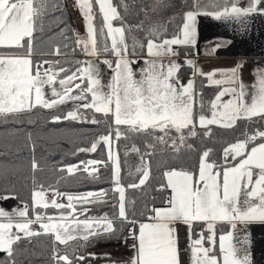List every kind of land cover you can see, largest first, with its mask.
Wrapping results in <instances>:
<instances>
[{
	"label": "snow or ice",
	"instance_id": "1",
	"mask_svg": "<svg viewBox=\"0 0 264 264\" xmlns=\"http://www.w3.org/2000/svg\"><path fill=\"white\" fill-rule=\"evenodd\" d=\"M72 6L85 22V35L65 19V0H0V122L19 120L36 109L59 110L50 117L52 122L100 124L95 114H101L106 133L78 151L94 153L103 146L106 159L81 161L58 171L69 176L81 171L95 180L101 167H111L113 214L89 215L88 205L108 202V189L62 192L59 181L46 185L37 180L36 172L43 169L33 157L31 204L22 201V207L11 210L0 207V252L6 257L0 264H16V246L39 236L51 237L53 264H86L97 258L86 249L100 240H120L125 245L132 241V252L123 264H181L179 224L188 230L189 264H253L248 226L264 225V66L253 70V81L247 84L242 78L243 61L205 72L188 54H198V17L235 23L247 31L254 16L264 17V0H192L171 33L167 26L175 17L153 18L170 6L168 0H72ZM132 7L143 16L135 24L126 19ZM136 33H143V40ZM45 41L47 50L38 48ZM230 43L217 41L211 51ZM181 49L183 62L173 59ZM77 53L85 59H61ZM102 54L112 56L102 61L112 73L107 84L98 62L87 59ZM184 66L192 70L186 82L180 76ZM197 77L204 81L200 89ZM204 87L217 89L207 101ZM68 102H74L73 107L63 110ZM88 111L93 115L88 116ZM240 125V135L224 143L215 158L214 148L205 143L214 138L213 126L236 130ZM135 136L143 139L142 147L126 146L124 154L136 153L140 163L135 167L136 179L125 185L116 142ZM197 139L200 145L189 142ZM158 146L173 161L191 153L197 159L194 165L180 163L160 170L154 190L169 194L161 206L152 198V206L145 203L137 211L126 191L144 192L155 179L152 157ZM15 198L14 190L0 192V200ZM50 207L57 212L49 214ZM218 225L223 226L219 236ZM237 229L245 233L239 246L233 243Z\"/></svg>",
	"mask_w": 264,
	"mask_h": 264
},
{
	"label": "trees",
	"instance_id": "2",
	"mask_svg": "<svg viewBox=\"0 0 264 264\" xmlns=\"http://www.w3.org/2000/svg\"><path fill=\"white\" fill-rule=\"evenodd\" d=\"M113 2L118 3V0H113ZM168 2L170 6L167 9L155 13L153 18L159 19L162 17H175L173 22L167 26L168 32L171 33L172 31H174L176 25L180 22V13L186 10V7L191 4L192 0H168ZM138 11L139 9L136 7H132L129 9L126 18L127 23L135 24L140 19H143L142 15H137ZM65 19L69 22L71 28L79 31V29L71 23L68 8L65 13ZM97 19L99 21V17ZM116 23L117 22L114 21V24ZM136 35L139 39L143 40V33H136ZM60 40L61 38L59 36L54 38V42L58 43L60 42ZM48 47L49 43L47 41H45V43L43 44H38V48L41 49L47 50ZM184 51V49L180 50V56H184ZM189 52L192 53L191 51ZM98 57H106L107 59H112L111 55L102 54ZM61 59L72 60L83 58L82 54L77 53L75 57L69 55L67 57H61ZM189 71V67H182L180 73L181 78L187 75ZM202 82L204 81L200 80V78L198 77L196 78L197 89H200ZM207 88L208 87L203 88V93L206 101L212 97L211 91ZM73 103L74 102H68L67 104L61 106V108L63 110L71 109L73 107ZM56 111L59 110L36 109L31 114H25L21 116L19 120L0 122V135L6 132H10V130L15 131V133L9 135V137L13 138L14 141L10 143L0 142V163L16 164L23 160L25 166L24 185H20L18 183L14 184L13 181H11L10 183L8 180L7 183L0 181V192H2L4 189H8L9 191L14 190L18 196V198L16 199L21 204L22 201L31 204V162L33 157L43 169H47L50 164H53V162L57 160L61 161L60 167H64L74 164L79 165L81 161H87L91 159H106V152L103 150V146L98 147L97 151L94 153L78 151V149L81 147H89L90 143L100 134L106 133L107 128L105 123L103 122L105 118L101 114H95V118L101 120L100 124H90L86 122L80 123L68 120L61 122H52L50 117L54 115ZM86 114L88 116H92L93 112L88 111ZM29 115L31 117L30 119ZM52 129L53 131L51 132ZM213 130L215 134L214 138L209 141H205V143L208 146L214 148L215 158H219L220 149L223 144L232 141L236 136H239L240 132L243 130V125L238 126L236 130H226L213 126ZM43 137H51V142L49 141V143H45L41 141L40 138ZM189 142H194L197 145L201 144L198 139ZM116 143L120 152L122 183L127 185L129 182L136 179L135 167L137 166V162H140V160L136 153L129 152V154L125 156L124 153L126 150V146L136 144L137 146L142 147L143 139L139 136H135L129 140L121 139ZM47 147L54 148L55 150L57 149V151L55 152L54 150L55 154H48V152L50 153L51 151H48ZM156 152L157 154L152 157V176L155 177V179H150L148 185L146 186V191L141 192L138 189L130 188L126 191L127 199L130 201H135V208L137 211L141 210L145 203H147L149 206H152V198H155L154 202L156 206H161L164 197L168 195V192L160 193L154 190V188L161 180L160 170L169 165L179 166L180 163H184L185 165H194L197 159L196 154L191 153L185 154L180 161H173L168 153L163 151V146H158ZM57 167L59 166H53V173L55 174L54 176H47L45 178L46 184H55L57 181H59V190L62 192L71 193L96 191L102 188L108 189V202L101 204L100 208L99 205L97 206V208L95 206L88 205V207L91 209L89 215H102L104 213H108V215L111 216L113 214V205L116 203V198L115 194L111 191V189L114 187L111 167H101L99 178L95 180L89 178L86 173L77 171L74 176H70L74 182V187L72 188H68L66 186V182L69 180V178L66 176V173L59 172V168ZM81 167L83 166L81 165ZM129 172H132L133 175H129ZM35 175L39 182H43V178L45 177L43 170L37 171ZM61 176H64L65 178L63 180L58 178ZM62 184H64L67 188H63ZM29 214L31 215V211ZM80 218L83 219L84 217ZM106 242L110 241L100 240L94 242L91 247ZM72 243L74 244L75 242ZM59 247L62 248L63 246ZM16 248V264H53V261L51 260L52 244L50 236L34 237L32 238L31 243H29L27 240H22L16 246ZM5 258V254L3 252H0V260H4Z\"/></svg>",
	"mask_w": 264,
	"mask_h": 264
},
{
	"label": "crops",
	"instance_id": "3",
	"mask_svg": "<svg viewBox=\"0 0 264 264\" xmlns=\"http://www.w3.org/2000/svg\"><path fill=\"white\" fill-rule=\"evenodd\" d=\"M72 1V0H71ZM75 8V7H74ZM76 14L81 16L80 12L75 8ZM82 22L76 26L82 34H86L85 22L81 16ZM217 41H231L226 47L217 49L214 53L211 51L212 45ZM195 51L198 53L194 56L197 65L205 72L213 69L231 68L238 62L243 61L242 78L245 83L250 84L253 81V70L258 66H264V17L254 16L249 22L247 31L240 28L235 23H225L216 21L211 17L201 16L198 17V38ZM98 62V67L102 71V81L104 84L109 82L112 75L111 70L102 63L106 57H90ZM167 59V58H165ZM181 62L184 61L185 56L175 57ZM192 59V58H191ZM141 65H134L139 68ZM191 69L189 74H191ZM200 80L203 81V78ZM219 78V77H217ZM182 80V79H181ZM212 96L217 89L215 87H208ZM227 99V97H225ZM255 178V177H254ZM169 194V193H168ZM241 205H243L244 196L241 195ZM2 200H0V206ZM179 245H180V260L181 264H189L190 253L187 251L189 245L188 230L183 224L178 226ZM223 226L218 225V236ZM198 226L195 231L197 232ZM226 230V229H223ZM245 233L236 230L233 243L239 246L238 241L244 237ZM193 239L196 238L195 232ZM248 250L251 252L253 264H264V225L251 224L248 226ZM132 243V242H131ZM130 243V244H131ZM218 247V242H217ZM132 249L129 246L128 256L131 254ZM101 259H110L112 261H121L122 264L126 259L119 256H108Z\"/></svg>",
	"mask_w": 264,
	"mask_h": 264
},
{
	"label": "rangeland",
	"instance_id": "4",
	"mask_svg": "<svg viewBox=\"0 0 264 264\" xmlns=\"http://www.w3.org/2000/svg\"><path fill=\"white\" fill-rule=\"evenodd\" d=\"M70 2L72 3L71 0H70ZM77 18L80 20V23H81L82 22L81 16L77 15ZM80 33L82 34L83 32L80 31ZM88 58H90V57H88ZM57 87H59V86L57 85ZM45 92L48 93V95H50V89L45 88ZM52 131H53V129L51 130V132ZM12 133H15V131L14 130H10V132H6V133H3L2 135H0V142L1 143H10V142L14 141L13 138L9 137V135L12 134ZM50 138L49 137H43V138H40V140L45 142V143H49V141L51 142ZM59 143H60V141H59ZM47 148H48V151H51L50 153L48 152V154H55V152L57 151V149L55 150L54 148H51V147H47ZM54 150H55V152H54ZM60 162L61 161L57 160V161H54L53 164H50L47 169H43L42 168L43 169V173L45 174V177L43 178V182L45 184H46L45 178L47 176H54L55 175L53 173V166L54 165L59 166L57 168H62V167H60ZM139 163L140 162H137V166L139 165ZM127 166H128V164H127ZM24 172H25V166H24V161L23 160L20 161L19 163H16V164L15 163H12V164L11 163H7V164L0 163V181L1 182H6L7 183V180H8L10 183H11V181H13L14 184L18 183L20 185H24V180H25ZM66 176L69 178V180L66 182V186L68 188L74 187V182L71 179V177L69 175H67V174H66ZM58 178H60V177H58ZM66 186L64 184H62L63 188H67ZM79 193H81V192H79ZM48 196H49V199L52 198L51 193H49ZM57 199H58V202L67 203L66 199H62V198H57ZM17 206H21L22 207L23 204L19 203L17 201V199L15 198V199L2 200V204H1L0 207H3L5 209H7V210H11V209H13V208H15ZM90 206H95L97 208L98 205H90ZM100 206H101V204L99 205V208H100ZM47 211H48L49 214H55L57 212V210H55V209H53L51 207ZM33 227L34 228H38V225H34ZM14 231H15V229H14ZM99 246L100 245L98 244V245L93 246V247H88L86 249V252L89 253L90 250L96 251ZM61 249H63V247ZM118 251L120 252V251H122V249L118 250ZM119 252H117V253H119ZM86 264H112V260H110V259H97V260L90 259L89 261L86 262Z\"/></svg>",
	"mask_w": 264,
	"mask_h": 264
},
{
	"label": "built area",
	"instance_id": "5",
	"mask_svg": "<svg viewBox=\"0 0 264 264\" xmlns=\"http://www.w3.org/2000/svg\"><path fill=\"white\" fill-rule=\"evenodd\" d=\"M66 1L68 3V7H69V11H70V20L75 26H77L80 24V20L77 18L76 10L71 5L72 3L70 2V0H66ZM83 58H85V57L83 56ZM188 58L194 59V56L189 52ZM190 75L191 74H187L184 77H182L181 78L182 81L186 82ZM197 230L199 231V227ZM130 242H131V240L128 241V245H125L120 240L110 241L104 245L99 246L96 251L90 250L89 253H96L97 258H95V259H98L101 256H105L104 255L105 253H108L110 255L125 256V255H127L126 253L128 251V246H129ZM121 249H122V251L119 252L118 250H121ZM117 252H119V253H117Z\"/></svg>",
	"mask_w": 264,
	"mask_h": 264
}]
</instances>
